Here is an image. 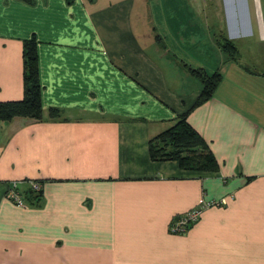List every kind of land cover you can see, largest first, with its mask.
I'll return each instance as SVG.
<instances>
[{
	"label": "crops",
	"instance_id": "obj_1",
	"mask_svg": "<svg viewBox=\"0 0 264 264\" xmlns=\"http://www.w3.org/2000/svg\"><path fill=\"white\" fill-rule=\"evenodd\" d=\"M156 1L0 0V101L24 97L35 40L44 108L40 120H0V264H264V0H251L244 34L222 0L223 39L206 32L214 54L192 19ZM192 68L223 75L195 107ZM188 110L219 171L151 159L150 140ZM14 182L26 207L6 196Z\"/></svg>",
	"mask_w": 264,
	"mask_h": 264
},
{
	"label": "trees",
	"instance_id": "obj_2",
	"mask_svg": "<svg viewBox=\"0 0 264 264\" xmlns=\"http://www.w3.org/2000/svg\"><path fill=\"white\" fill-rule=\"evenodd\" d=\"M223 45H235L226 40ZM24 97L20 100L0 101V120L8 121L16 116L29 117L36 120L43 119L42 85L38 65L37 42L26 40L24 46ZM203 82V88L195 106L208 100L216 91L223 75L219 71L212 74L201 68H192ZM188 110L181 114L177 122L150 140V157L154 161H178L180 167L191 171H219L218 159L213 153L207 140L188 121ZM51 118L61 115V110L51 107ZM42 190V189H41ZM41 190L34 191L30 203L41 200ZM29 204V202H27Z\"/></svg>",
	"mask_w": 264,
	"mask_h": 264
},
{
	"label": "rangeland",
	"instance_id": "obj_3",
	"mask_svg": "<svg viewBox=\"0 0 264 264\" xmlns=\"http://www.w3.org/2000/svg\"><path fill=\"white\" fill-rule=\"evenodd\" d=\"M156 2V11L161 12L163 15L166 14L167 17L179 14L185 19H192L195 29L201 32L200 39L204 38L205 43L202 47L207 48L211 45V47H208L210 48V54L215 53V43H213V41L211 44L206 43L208 38V34L206 32L210 33L211 40H216V44L217 41L223 39L221 38V32L218 28V24L220 22V4L222 0H157ZM227 3L231 6L234 12L244 17L245 22L240 27L239 33L244 34L250 32L252 30L251 15L253 14L251 0H229ZM203 15L210 16V21L208 22L210 27L207 26L206 19L202 17ZM203 30L205 31L204 34H202ZM206 55L204 54V56ZM209 57L210 56H207L206 58Z\"/></svg>",
	"mask_w": 264,
	"mask_h": 264
},
{
	"label": "built area",
	"instance_id": "obj_4",
	"mask_svg": "<svg viewBox=\"0 0 264 264\" xmlns=\"http://www.w3.org/2000/svg\"><path fill=\"white\" fill-rule=\"evenodd\" d=\"M31 187L34 191H40L42 189V183L37 180H31ZM6 196L18 206L26 207L28 205L20 190L17 188V182H14L13 186L8 189ZM221 203H225V200L203 202L199 207L179 215V217L172 222L170 227L171 231L176 233L186 232L190 226L199 219L200 214L205 207Z\"/></svg>",
	"mask_w": 264,
	"mask_h": 264
}]
</instances>
